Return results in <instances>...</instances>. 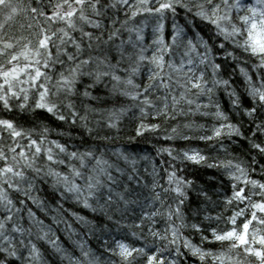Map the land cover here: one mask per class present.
<instances>
[{"label":"snow or ice","instance_id":"6c2138e0","mask_svg":"<svg viewBox=\"0 0 264 264\" xmlns=\"http://www.w3.org/2000/svg\"><path fill=\"white\" fill-rule=\"evenodd\" d=\"M179 9L185 13L183 23L178 22ZM168 13L171 30L166 34ZM0 15V105L5 111H30L34 118L38 112L47 113L57 121L79 124L90 137H99V130L105 127L118 129L126 115L136 117L138 112L141 123L135 134L142 136L159 129L158 124H145L143 120L185 115L183 103L188 113L211 116L217 122L211 135H201L200 140L219 141L220 151L227 154L224 139H239L248 142L250 151L264 156V0H0ZM20 16L24 22L19 23L17 35L11 29ZM141 16L154 21L151 44L144 35L147 20L137 21ZM197 22L208 28L209 38L201 34ZM237 50L252 60V71L258 75L240 66ZM218 53H223L225 63L228 58L236 62L243 92L221 77L223 65ZM137 78L147 83H137ZM220 88L239 121L233 122L216 101ZM193 95L196 99L191 98ZM201 96L207 97V103L199 101ZM210 109L214 111H203ZM90 114L100 117L96 128L91 126ZM245 124L249 125L247 129ZM171 131L178 133L177 128ZM50 132L47 126L37 133L35 125L25 128L12 119L0 118V264H48L37 241L49 245L69 264H100L83 241L78 243L82 258L69 256L54 238L52 227L28 207L29 201L44 207L32 195L38 184L49 185L54 197L72 200L115 223H119L117 214L122 218L140 209L138 222L122 227L140 229L139 234L132 232L137 240L145 239L147 228L146 235L153 243L137 247L116 239L115 247H110L105 239L104 250L118 257V264H177L182 254H190L200 264H206L210 257L213 264H243L239 250L264 264V199L252 200L255 195L264 198V183L251 178L250 172L255 170L251 165L227 155L209 162L207 155L195 150L179 155L170 149L158 150L179 164L221 171L231 185V196L225 197V204L247 202L228 217L232 228L212 229L210 242L226 244L235 256L217 254L181 236L187 226L184 209L192 194L198 202L196 215L201 214V204L215 202L207 188L197 187L193 180L178 174V165L170 166L159 179L154 169L149 188L141 182L135 156L117 152L127 166L122 168L106 159L99 147L69 151L65 144L49 140ZM104 139H108L107 132ZM255 159L253 156V164ZM60 166L68 171L57 170ZM248 186L253 191H246ZM145 189H149L148 194ZM249 208L251 217L247 218ZM158 216L167 222L163 231L155 227ZM241 216L245 219L237 225ZM191 227L201 231L195 223Z\"/></svg>","mask_w":264,"mask_h":264},{"label":"trees","instance_id":"16d2710c","mask_svg":"<svg viewBox=\"0 0 264 264\" xmlns=\"http://www.w3.org/2000/svg\"><path fill=\"white\" fill-rule=\"evenodd\" d=\"M245 3H252L253 0H243ZM179 17L178 22L183 23L185 13L183 9L178 10ZM2 15H0V20H2ZM123 18V14H121ZM171 13H168V21L165 29L166 34L171 30ZM147 20V27L145 28V38L148 44H151L153 38L152 27L154 21L151 17L141 16L137 17V21ZM16 23L12 25V31L19 35L18 27L20 22L23 21V17H17ZM199 24V22H197ZM201 34L207 39L211 35L208 28L202 24H199ZM127 34H125L126 38ZM231 47V46H229ZM151 54V50L148 53ZM237 54L241 57L239 61L240 66H245L249 73L253 76L258 75V73L253 72V63L251 59H247L245 54L237 50ZM245 59H247V64L245 65ZM218 60L223 65L222 71L220 73L221 77L228 79L232 85V88L236 89L238 92H243V78L240 74L239 67L236 62L228 58L225 63L223 53H218ZM123 75V73H121ZM210 77V70L207 73ZM137 83H147L146 79L137 78ZM231 90V89H229ZM192 99H196L193 95ZM35 97H33L34 102ZM216 101L220 104L222 110L229 114L233 122L240 120L239 116H233L231 112L230 100L225 93L223 88H220L215 94ZM201 103H207V97L201 96L199 98ZM15 103V102H14ZM129 103V102H126ZM112 105H109L111 107ZM119 107L120 105H116ZM187 114L180 115L177 114L175 119H165L163 117L153 120L151 118L143 120L145 124H158L159 129L156 132H145L142 136H136V128L141 123L139 113L137 112L136 117H131V113L126 115L119 124L118 129H107L102 128L99 130V137H90L79 124L72 126L69 123H63L57 121L54 117L48 115L47 113L38 112V114L33 117L32 112H27L21 114L19 110H15L11 113L5 111L0 105V118H8L14 120L18 125H22L25 128L36 126V132L38 133L42 126H47L51 129L49 140H55L68 147L69 151L79 150L83 151L87 148L99 147L100 152L104 154V157L110 162L117 163L120 167H127L124 162L118 159L117 152H126L132 156L136 157L139 175L141 177L142 183H147L149 188L152 182V174L155 169L156 173H159V177H164L166 170L170 166L178 165V174L187 177L194 181L197 187L207 188L212 201L215 203H208L207 205L201 204V214L196 215L195 208L197 201L195 199V193L192 194L191 202H186L185 211V228L181 230L182 238L189 239L193 244L198 245L205 249L206 251H211L219 254L220 252L228 253L229 255L235 256V253H229L226 244L222 245L219 242H210L213 240L211 236L212 229L225 230L232 228L229 223L228 217L233 215L234 212L239 211L240 208H244L245 204H233L226 205L225 197L231 196V185L230 182L222 176L221 171L215 168H208L206 166H194L188 164H179L178 161H173L172 158L162 151L161 149H170L173 151L174 155H179L184 151H199L207 155L212 162V158H227L231 159L233 157L238 158L242 161L245 166L251 165L255 170L250 172L252 179H257L264 183V174L261 173V169L264 168V156H261L255 152L250 151V145L247 141H241L239 139L229 142L226 138L223 141L224 147L227 148V154L220 151L219 141H202L199 139L201 135H211L212 126L217 123L211 116H203L199 113L193 115L188 113V106L186 104L181 105ZM194 108V106H193ZM83 113V109H80ZM203 111H214V109L203 110ZM91 126L96 128V120L100 119L98 116L90 114ZM185 125H190L186 128ZM203 126V127H201ZM249 125L245 124L244 128L247 129ZM172 128H177L178 133H172ZM108 133V139H104L105 133ZM172 135L173 139H165L166 136ZM183 135L192 137L191 139L185 140L182 138ZM38 138V136H37ZM219 152V157L217 156ZM100 153H97L99 155ZM253 156L256 157L255 163H252ZM67 159L66 157H64ZM77 166H78V162ZM59 171L67 172L66 167H58ZM161 183L164 181L161 179ZM243 187V185H240ZM159 191V189H157ZM146 194L149 193V189L144 190ZM246 191L251 192V186H248ZM255 191H258L255 190ZM15 195V194H13ZM33 196L37 197L43 202V209L36 207L28 202V207L36 213L39 219H42L46 225L52 227L54 232V238L59 241L61 246L66 250L67 254L73 259L82 258L81 253L78 248V243L83 241L86 248L89 249L95 256L100 260V264H118V257L110 255L104 250L103 241L108 240L110 247H115L113 243L114 240L119 239L125 243L134 244L139 247L144 243L152 244L153 240L151 237H147V228L144 229L145 239L137 240L132 236V232L140 233V229L133 227H122V225H132L134 222H138V216L140 209H136V214H128L124 217H120L119 214L116 215V219L119 223L108 221L105 217L101 216L99 213H94L91 209H84L81 205L75 203L72 200H60L58 197H54L49 185H37V191L32 193ZM167 199L171 202V195L169 194ZM261 196H252V200L255 202L262 201ZM159 207V203L156 204ZM152 211V209H147ZM163 210V209H161ZM251 209L249 208L246 212L247 218L251 217ZM260 215V213H258ZM212 217V219H205V217ZM76 217H83V220H77ZM216 217H221L217 220ZM55 218V221H53ZM245 219V216H241L237 219V225H240ZM155 227L163 231L167 225V222L162 217H156ZM147 223V221L145 222ZM197 224L201 231H196L191 227L192 224ZM25 224L26 214H25ZM207 237V240L201 239V237ZM156 244H161L163 242L155 241ZM182 243V240H181ZM38 247L44 259L48 264H69L68 260H61L56 256L49 245L44 242L37 241ZM258 247V245H257ZM184 250L182 249V252ZM240 251V257L243 264H258L255 257H247L244 255L242 250ZM167 255V254H166ZM175 258V257H173ZM19 264V262H17ZM177 264H200V261L190 254H182ZM206 264H213L212 258L210 257ZM219 264V262H217Z\"/></svg>","mask_w":264,"mask_h":264}]
</instances>
